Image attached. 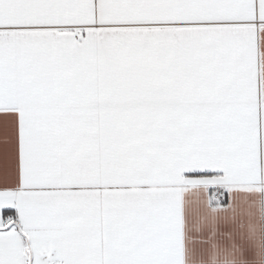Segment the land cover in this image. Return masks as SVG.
Masks as SVG:
<instances>
[{"label": "snow or ice", "instance_id": "1", "mask_svg": "<svg viewBox=\"0 0 264 264\" xmlns=\"http://www.w3.org/2000/svg\"><path fill=\"white\" fill-rule=\"evenodd\" d=\"M0 264H264V0H0Z\"/></svg>", "mask_w": 264, "mask_h": 264}]
</instances>
